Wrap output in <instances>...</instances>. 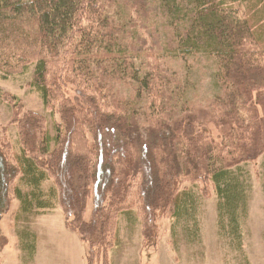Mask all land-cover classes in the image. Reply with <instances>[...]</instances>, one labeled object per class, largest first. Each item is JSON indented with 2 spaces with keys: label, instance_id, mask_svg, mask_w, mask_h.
<instances>
[{
  "label": "trees",
  "instance_id": "16d2710c",
  "mask_svg": "<svg viewBox=\"0 0 264 264\" xmlns=\"http://www.w3.org/2000/svg\"><path fill=\"white\" fill-rule=\"evenodd\" d=\"M190 58L213 66L204 101L182 72L160 69ZM27 74L54 121L0 87L11 113L0 127V219L17 199L25 261L37 245L26 216L60 203L88 264H110L123 214L136 212L143 248L155 247L159 221L191 217L187 184L214 189L242 247L248 166L264 159V0H0V82Z\"/></svg>",
  "mask_w": 264,
  "mask_h": 264
},
{
  "label": "rangeland",
  "instance_id": "374dc122",
  "mask_svg": "<svg viewBox=\"0 0 264 264\" xmlns=\"http://www.w3.org/2000/svg\"><path fill=\"white\" fill-rule=\"evenodd\" d=\"M153 40L161 47L162 38L160 36H155ZM160 67L164 73L169 68L182 72L183 76L188 78L187 80L200 101H204L205 98L215 93L212 77L213 66L207 59L190 58L185 63L182 60L170 61L168 59L160 64ZM30 73L32 75V71ZM30 79V74L9 77L1 80L0 87L21 98L28 110L48 115L50 124H52L54 118L45 111L39 94L27 85ZM118 88L124 89L119 86ZM10 116L11 113L7 112L5 104L0 103V127L8 124ZM10 129L15 131L12 127ZM9 132L11 131L9 130ZM263 165L264 159H261L248 166L252 177V194L248 201L247 215L241 221L238 229L242 238V247L239 248L235 245L237 240L230 231L229 219L219 216L218 197L214 189L210 186L202 193L200 184L198 187L193 186L194 188L191 187V184H187L186 188L193 189L197 198L196 204L190 208L191 217H166L159 221V227L156 230L158 246L143 250L141 255L138 252H133V244L138 240L137 235L142 234L140 219L136 212L123 214L120 217L115 247L122 240L131 245H121L122 251L118 252L116 264H264ZM76 170L75 173L80 178L77 186L84 185L85 183H81L83 181L81 176L85 172L79 169V165ZM52 183V181L48 182L44 187L48 189ZM91 207H93V203L90 200L88 213H90ZM20 208L19 201L14 200L9 212L0 219V264H22L19 258V248L22 246V242L16 234L19 227H14V215L18 210L20 211ZM30 216L31 214L26 216L23 221L26 223V227L29 226L30 231L40 234L43 246H49L50 238L58 237L59 240L62 237L63 242L77 238L78 252L60 251L58 256H76V258L78 256L80 264H87L89 245L81 241L75 232L68 229L61 203L49 213L31 217L29 220ZM68 244L72 247L75 246L73 241ZM115 247L111 251L117 250ZM111 251L107 253L108 260Z\"/></svg>",
  "mask_w": 264,
  "mask_h": 264
},
{
  "label": "crops",
  "instance_id": "0c3cea01",
  "mask_svg": "<svg viewBox=\"0 0 264 264\" xmlns=\"http://www.w3.org/2000/svg\"><path fill=\"white\" fill-rule=\"evenodd\" d=\"M36 234H37V245H36V252H35L34 258L32 261H25L24 260V253L20 250L19 258H20L22 264H80V260H79L78 256H77V258H76V256H73V257H59L58 256L60 251H65V252H70V253L78 252L79 251V246H78L79 242H78L77 238H72L71 240H69L67 242H63L62 237L59 240L57 239L58 237H56V239L50 238L49 246L46 247L45 245L44 246L42 245V238H41L40 234L38 232H36ZM77 236H78V234H77ZM137 237H138L137 242L133 244V252L134 253L138 252L141 255L143 250L149 249V248H143V239H142L141 233H139L137 235ZM79 239H80V237H79ZM70 241H73L75 246H73V247L70 246L68 244ZM121 245L122 246L123 245L124 246H130L131 244H129V243L127 244L123 240L119 241L118 245L115 247V249H117V250L112 251V253L110 255L111 264H116V262L118 260V252L122 251ZM157 246L158 245H156L155 247H157ZM151 248H153V247H151ZM116 251H117V253H116Z\"/></svg>",
  "mask_w": 264,
  "mask_h": 264
}]
</instances>
